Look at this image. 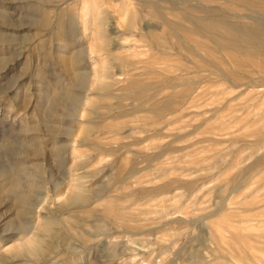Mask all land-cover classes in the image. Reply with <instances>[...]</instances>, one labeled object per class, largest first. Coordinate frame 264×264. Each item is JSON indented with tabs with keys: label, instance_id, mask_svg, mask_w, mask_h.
Returning a JSON list of instances; mask_svg holds the SVG:
<instances>
[{
	"label": "rangeland",
	"instance_id": "rangeland-1",
	"mask_svg": "<svg viewBox=\"0 0 264 264\" xmlns=\"http://www.w3.org/2000/svg\"><path fill=\"white\" fill-rule=\"evenodd\" d=\"M170 1L0 0V264H262L264 75L237 71V84L198 71L197 56L163 40L150 45L148 25L196 37L181 33ZM188 1L214 4L224 15L254 13L236 0ZM61 14L71 37L58 25ZM41 16L45 28L35 22ZM91 43L98 44L93 54ZM181 66L189 86L171 113L155 116L151 102L126 96L132 81L146 84L154 99L169 95ZM76 176L88 191L70 203ZM114 197L120 205L111 207L129 216L126 224L104 212ZM225 210L236 229L248 225L255 250L234 230L215 243L212 222L224 223ZM49 217L53 230L46 232ZM30 237L40 239L41 254L13 257Z\"/></svg>",
	"mask_w": 264,
	"mask_h": 264
},
{
	"label": "bare ground",
	"instance_id": "bare-ground-1",
	"mask_svg": "<svg viewBox=\"0 0 264 264\" xmlns=\"http://www.w3.org/2000/svg\"><path fill=\"white\" fill-rule=\"evenodd\" d=\"M40 1L46 4V3H51L53 1L61 2L63 0H40ZM206 1L211 2L214 0H206ZM170 2L173 5V8H172V10L174 11L173 14H177V17L182 19V22H178L177 24L178 28L182 31L181 33L188 34V35H196V37H193L192 39H188L186 38L185 35L183 34L181 35L178 32H176V30L173 33L171 31L170 33L172 36H170L166 34V32L158 33L157 28L153 26L151 27V25L150 26L148 25L146 27L147 32H145L147 35L146 36L144 35V36L149 41L150 45L154 47H158L160 45L158 44V42L163 40V42L168 43L170 48L177 49L178 51L179 50L183 51V53L186 54V56L188 55V57L191 56L192 58H194L195 56H197L198 59L194 60V62H196L195 65L198 71L217 72V73H220L221 76L223 75L225 79L229 78L230 76L234 79V82L237 84H238L239 78H237L236 73H238L239 71L250 72L251 68L252 70L256 68L261 74L264 75V0H236V2H238L237 5L244 6L245 8H248L249 11L254 12V13H239V12L234 13L233 12V13L226 14V15L219 13L217 6H215L214 4H209V3L208 4H193L189 2L188 0H175V1H170ZM231 2L235 4V1L232 0ZM151 5L153 6L155 4L151 3ZM153 9L156 15H158L162 19L164 18V15H163L164 10L158 7H155ZM105 11L106 9L102 6L97 8V12L101 16L99 18V25H100L99 31H98L99 33H97L96 31L97 34L96 33L95 34L101 37V42H99V46L102 49L105 48L108 43L107 28H106L107 20H106ZM225 11L227 13L230 12V11L228 12L227 10ZM244 18H249L251 19V21L246 22L243 20ZM35 22L39 28H45L49 25L47 16L46 17L41 16V18H38ZM170 23L173 24V22H170ZM68 24H69L68 21L61 14L58 20V25L65 36L71 37L75 31L71 32ZM136 24H137V19L134 16H131L128 21V25H130L131 27L133 26L135 27ZM167 26L169 25L167 24ZM145 30L146 29H144V31ZM172 37L174 39H172ZM0 38H5V36L0 34ZM96 45L97 46L91 43L87 48V52L89 54H93V52L95 51V48L98 47V44ZM63 60L66 61L67 58ZM220 64L227 65L229 70H231V72H229L231 74L228 75L226 71H225L226 73H224L223 71L224 68L223 69L220 68L221 66ZM179 70L180 72L176 73L174 77H171L170 80L168 81L169 84L168 86H166V88L173 89L172 92L169 93V95L154 99L153 93L150 95L146 93V86H147L146 84L145 85H141V84L133 85L135 84V82L132 81L133 80L132 79L131 80L132 83L129 84L131 86L127 87L128 90L126 92V96L135 98V100L144 99V102H148V101L151 102L152 104L151 109L153 111L152 113L155 116H164L165 115L164 113L166 112L171 113L173 111L174 106L180 102V97L183 95V93L186 91V89L189 86L188 83L185 81L187 78L186 79L183 78L185 77L184 74L186 73L188 74L187 72L188 69L181 66L179 67ZM183 71H185V73H183ZM107 84L108 83H104V85H107ZM180 86H183L184 89H180L177 91V89ZM88 124L90 125V127L91 126L99 127L98 123H95L94 121H90ZM90 127L86 129V135H85L86 141L91 139L90 136H91L92 131ZM76 177H77L78 183L74 185L75 189L74 191H72V193L68 197V200L70 201V203H73L75 201L83 202L86 197L87 191H88V189L84 186L83 181H81L82 177L81 176H76ZM118 202L119 200H117L116 197L106 200L105 205L109 204V206H105L104 212L108 214L109 217H112L114 220L120 221V224L121 223L126 224V222L122 220L126 217L128 218L129 216L124 211H122L120 208L114 209L111 207V206L117 207L118 204L120 205V203ZM86 211H89V210H86ZM223 215L225 217L224 223H219V222H214V221L212 222V226H213L212 234H213L215 243L220 245V242L222 243V241L224 240V232L229 231V230L231 231L234 230L233 231L234 234H237L240 237L243 236L246 240L248 239V241L245 242L243 246L246 245L248 246L249 249L255 250L254 245H251L252 242L251 243L249 242L250 233L248 232V229H247L248 225L242 228L239 226L240 228L236 229L237 228L235 227L236 225L233 226L231 222L229 223L228 217L230 218L231 216L230 212L228 210L227 211L225 210ZM218 218L219 217H217V220ZM52 223H53V220L52 218L49 217L48 219L43 221L41 226L46 232H50L53 230ZM259 228L263 229L264 227L260 226ZM255 229H256L255 231H257V228ZM258 231H261V230L258 229ZM75 235L79 236L80 239L83 240V242H86V241L91 242L92 240V238L88 236V234L82 233L78 230L75 231ZM261 238H264V232L263 234L261 233L260 239ZM40 243L41 241L39 238H35V237L28 238V242L26 244L17 246L16 248L17 252L14 253L13 257H17L21 255L23 252L25 253V251H27L26 253L28 252L29 254L31 253V255H34V254L38 255L41 250L40 245L42 243L41 244ZM87 244L88 243H86V245ZM249 252L255 253V251H249ZM261 255L264 256L263 254ZM254 260L255 259L253 258V261L251 262H254ZM256 260L264 264V258H260V259L257 258Z\"/></svg>",
	"mask_w": 264,
	"mask_h": 264
}]
</instances>
